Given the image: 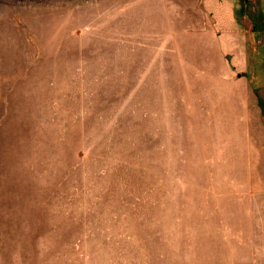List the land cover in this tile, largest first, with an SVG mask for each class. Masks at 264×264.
<instances>
[{"label": "rangeland", "instance_id": "1", "mask_svg": "<svg viewBox=\"0 0 264 264\" xmlns=\"http://www.w3.org/2000/svg\"><path fill=\"white\" fill-rule=\"evenodd\" d=\"M0 264H264V0H0Z\"/></svg>", "mask_w": 264, "mask_h": 264}]
</instances>
